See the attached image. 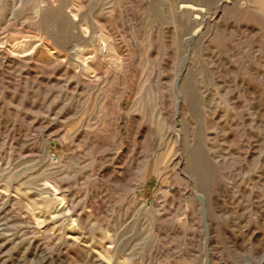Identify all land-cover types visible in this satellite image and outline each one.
<instances>
[{
  "label": "rangeland",
  "instance_id": "rangeland-1",
  "mask_svg": "<svg viewBox=\"0 0 264 264\" xmlns=\"http://www.w3.org/2000/svg\"><path fill=\"white\" fill-rule=\"evenodd\" d=\"M254 1L0 0V264H264Z\"/></svg>",
  "mask_w": 264,
  "mask_h": 264
},
{
  "label": "bare ground",
  "instance_id": "bare-ground-1",
  "mask_svg": "<svg viewBox=\"0 0 264 264\" xmlns=\"http://www.w3.org/2000/svg\"><path fill=\"white\" fill-rule=\"evenodd\" d=\"M206 1H211V0H206ZM255 3L259 4L260 8H262L264 10V0H257ZM179 9H180V11L182 10V11H186L188 13L189 12L192 13V12L196 11V8L194 6H189L186 4L182 5V6H180V4H179ZM194 18L197 20V17H194ZM188 41H190V39H188ZM93 43L95 44V50H96L97 56L100 59L105 57L106 56V48L105 47H107V49H109L107 42L102 41L101 39H98V37L96 35L93 38ZM79 54H80V52H79ZM176 92L181 98H184L185 100H188L191 96L193 97L192 91L185 85L178 87ZM196 159L197 158H195L194 153L193 152L190 153L189 154V163L186 164L184 170L185 171L190 170V171L194 172L198 177L197 184L202 188H206V185H207L206 180L209 176L212 175V169L210 166L205 165V163L198 164Z\"/></svg>",
  "mask_w": 264,
  "mask_h": 264
}]
</instances>
